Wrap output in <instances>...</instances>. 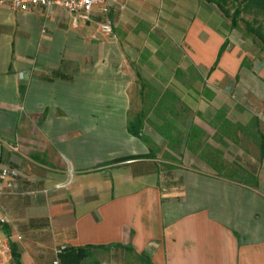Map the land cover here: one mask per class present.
I'll list each match as a JSON object with an SVG mask.
<instances>
[{"label": "crops", "instance_id": "1", "mask_svg": "<svg viewBox=\"0 0 264 264\" xmlns=\"http://www.w3.org/2000/svg\"><path fill=\"white\" fill-rule=\"evenodd\" d=\"M215 11L106 0L73 22L61 8L0 0V168L17 172L1 196L0 264H15L10 250L17 264H52L57 248L83 245L108 247L82 264H264V58ZM178 68L205 71L209 94L177 95L184 120L168 111L166 132L148 110L155 156L137 158L148 144L126 125L138 75L166 86ZM202 141L245 176L210 168L191 152ZM157 148H178L180 161Z\"/></svg>", "mask_w": 264, "mask_h": 264}, {"label": "rangeland", "instance_id": "2", "mask_svg": "<svg viewBox=\"0 0 264 264\" xmlns=\"http://www.w3.org/2000/svg\"><path fill=\"white\" fill-rule=\"evenodd\" d=\"M215 10L217 9L214 5L204 3V12H210V11L216 12ZM219 16L221 18L220 27L223 30L228 29L229 19L222 17L220 13H219ZM239 17H240V20L238 21V28L233 29V31L236 33V36L238 35L245 39V43L249 44L252 49V52H251L252 55H258V57L260 56L264 58V49L261 46V43L251 34L244 33L243 22H242V20L249 21V23H251L253 27L260 29V31L264 34V14L258 10L249 9V10L242 11L239 14ZM185 71H187V73ZM185 71L179 68L176 69L174 71V78H175L174 83H171L170 85H166V86L160 85V84H154L153 82L149 83L143 77L138 75V78L136 80V83L133 86L132 93H131L133 102H132V107L130 109V115H133L139 112L140 110H142L143 112L145 110V113L148 110H151V112L155 113V115L157 116L156 121L161 126V120H160L161 116L164 118L165 117L164 115H166V113L169 111L171 107V109L174 110L173 112H176L177 114V116L175 115L173 119L176 122L179 121V123H181L182 120H184L182 109H185V108L182 102H179L175 100L174 98L177 95H181L182 93H188V92L197 93V91H200V92H203L204 94L206 93L207 96L209 94V90L208 89H207L208 91L205 90L206 87H204V85L201 84V80L203 84L204 82L207 81L205 71H203L201 74L195 73L196 71H194L193 69H189ZM144 72H142L143 76L150 77V75L148 74V71L145 73ZM151 72H153L154 74L157 72V70L151 69ZM141 80L143 83L140 82ZM141 84H145V85L141 87ZM160 97H162L163 102H162V99H161V102H156ZM171 99H173V101H171ZM153 100L154 102L152 104ZM229 100L231 103L234 104L235 108H239L238 107L239 104H235L237 102L234 101L233 92H230ZM186 103H188L189 106L192 105L191 104L192 101H187ZM158 116L160 118H158ZM145 122L147 125L151 126L149 122L147 121ZM251 123L253 124V122ZM234 126L237 127V124H234ZM160 129L162 130V127ZM173 135L175 138H178L177 134H173ZM169 151H165L163 149L157 148L158 159L168 160L172 163L180 161V159L178 158L179 157L178 148L174 150H169ZM199 151L203 153L205 156H207V161L209 162L210 168L217 169L223 173H228L236 178L244 177L245 176L244 174L247 172V170L245 169L243 170V168L240 167L239 165L228 163L227 161L231 157L227 155L228 153H226L227 151L224 149H221V152L219 150H214L211 148V146H209L208 144L202 141V142H197L196 144L192 145V148H191V152L193 154H196ZM222 151H223V154H225L224 156H222Z\"/></svg>", "mask_w": 264, "mask_h": 264}, {"label": "trees", "instance_id": "3", "mask_svg": "<svg viewBox=\"0 0 264 264\" xmlns=\"http://www.w3.org/2000/svg\"><path fill=\"white\" fill-rule=\"evenodd\" d=\"M205 4H212L216 7V9L219 11V13L222 15V17L229 19V25L228 29H236L238 28V21L240 20L239 14L244 10H251L255 9L264 14V0H203ZM243 22V31L245 34H251L253 37H255L260 43L261 46L264 49V34L260 31V29L253 27L249 21L242 20ZM225 46L224 43L220 46L218 50L217 57L219 56L220 52L223 50ZM217 59V58H216ZM216 61V60H215ZM216 62L213 63L212 67L215 65ZM142 82V80L140 81ZM143 83V82H142ZM145 84H141V87H143ZM141 92V91H140ZM164 98V97H163ZM162 97H160L156 102H161ZM170 100V99H169ZM173 101V99H171ZM154 100L152 101L153 104ZM163 102V99H162ZM157 108V107H156ZM171 107L169 111H171ZM144 117H145V110L144 112L140 110L139 112L133 114L128 118L126 129L129 134L137 137L140 141L144 142L145 144H148V153L144 155L137 156V158H153L155 156V148L151 147L148 142V138L142 133V127L144 123ZM158 118H160L158 116ZM161 116V126L164 131H168L169 129H172V124L169 123L165 118ZM172 138V142H176V139ZM171 142V143H172ZM259 156L261 157L264 153V145L262 142L259 144ZM256 181L255 179H252V185H255ZM108 246H95V245H83V246H65L62 247L57 253L56 257L59 261V264H82L84 262V259L88 257L91 254V249L93 248H107ZM10 255L14 259L15 264H17V258L15 254L10 250ZM139 259L144 264H151L148 259H145L143 256H139Z\"/></svg>", "mask_w": 264, "mask_h": 264}, {"label": "built area", "instance_id": "4", "mask_svg": "<svg viewBox=\"0 0 264 264\" xmlns=\"http://www.w3.org/2000/svg\"><path fill=\"white\" fill-rule=\"evenodd\" d=\"M10 7L13 10H28L33 7H50L54 6L67 11L73 22L79 20H89L92 9L95 6H101L106 0H8ZM102 32L110 33L111 28L109 23H101L99 26ZM17 176L16 170L9 167L0 168V227L5 221V217L1 208V196L5 190L10 189L12 180ZM56 249V253L61 249ZM52 264H59L56 258Z\"/></svg>", "mask_w": 264, "mask_h": 264}]
</instances>
